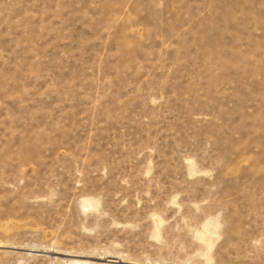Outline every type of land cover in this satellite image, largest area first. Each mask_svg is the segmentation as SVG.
<instances>
[{"label": "rangeland", "instance_id": "rangeland-1", "mask_svg": "<svg viewBox=\"0 0 264 264\" xmlns=\"http://www.w3.org/2000/svg\"><path fill=\"white\" fill-rule=\"evenodd\" d=\"M264 264V0H0V264Z\"/></svg>", "mask_w": 264, "mask_h": 264}, {"label": "water", "instance_id": "water-1", "mask_svg": "<svg viewBox=\"0 0 264 264\" xmlns=\"http://www.w3.org/2000/svg\"><path fill=\"white\" fill-rule=\"evenodd\" d=\"M107 262L113 263V264H124L123 262H119L118 260H115V259H113V260H107Z\"/></svg>", "mask_w": 264, "mask_h": 264}]
</instances>
